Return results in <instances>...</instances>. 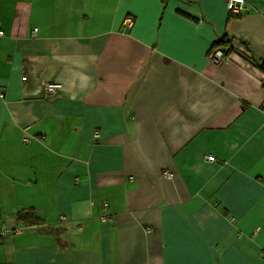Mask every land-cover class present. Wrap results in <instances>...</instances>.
<instances>
[{"label": "crops", "instance_id": "crops-1", "mask_svg": "<svg viewBox=\"0 0 264 264\" xmlns=\"http://www.w3.org/2000/svg\"><path fill=\"white\" fill-rule=\"evenodd\" d=\"M225 2L0 0L1 263L264 264V0Z\"/></svg>", "mask_w": 264, "mask_h": 264}, {"label": "built area", "instance_id": "built-area-1", "mask_svg": "<svg viewBox=\"0 0 264 264\" xmlns=\"http://www.w3.org/2000/svg\"><path fill=\"white\" fill-rule=\"evenodd\" d=\"M225 4H226L227 10L233 14H238L239 12H241V10L244 9V0H226ZM131 21H132L131 17L127 16L123 19L122 24L123 26H130ZM35 31H36V28H33L32 34H34ZM207 57L211 62L218 63L224 57V52L220 48L210 49ZM22 79L24 80L25 77L22 76ZM57 88H59V84L50 83V82L44 83V90L46 93L53 94ZM2 95L3 94L0 93V96ZM94 136L95 137L97 136V132H94ZM205 159L211 161L214 159V156L211 154H208L205 156ZM164 176L171 177L172 174L170 172H165ZM103 205L106 206V203L104 202ZM101 219L105 220V216H102ZM65 220H66V217L64 215H59L58 222H64ZM1 233H2V230L0 229V234ZM0 264H7V263L0 262Z\"/></svg>", "mask_w": 264, "mask_h": 264}, {"label": "trees", "instance_id": "trees-1", "mask_svg": "<svg viewBox=\"0 0 264 264\" xmlns=\"http://www.w3.org/2000/svg\"><path fill=\"white\" fill-rule=\"evenodd\" d=\"M229 41H230V39H227L226 36H222L212 43L211 49L220 48L225 54L226 52H229L231 50V46L229 44ZM248 58L250 59V61H252L254 64H256L260 69H262L264 72V60L255 59L252 56H250ZM16 217H17V219H20V220L21 219L24 220L25 218L32 217V219H29V220L27 219V221L30 223H36L37 222V218L32 214V212H28L25 210L18 211Z\"/></svg>", "mask_w": 264, "mask_h": 264}]
</instances>
